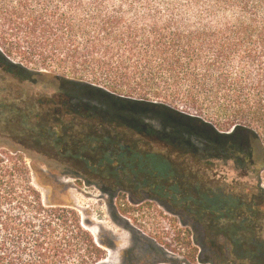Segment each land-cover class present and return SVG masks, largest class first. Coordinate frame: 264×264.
Instances as JSON below:
<instances>
[{
	"label": "trees",
	"instance_id": "obj_1",
	"mask_svg": "<svg viewBox=\"0 0 264 264\" xmlns=\"http://www.w3.org/2000/svg\"><path fill=\"white\" fill-rule=\"evenodd\" d=\"M45 79L58 89L24 86ZM176 119L228 135L254 191L185 192L155 150L159 126L179 138ZM0 138V264L106 262L83 215L36 184L54 167L119 200L169 201L200 229L156 235L157 260L132 248L122 264H264V0H0Z\"/></svg>",
	"mask_w": 264,
	"mask_h": 264
},
{
	"label": "rangeland",
	"instance_id": "obj_2",
	"mask_svg": "<svg viewBox=\"0 0 264 264\" xmlns=\"http://www.w3.org/2000/svg\"><path fill=\"white\" fill-rule=\"evenodd\" d=\"M24 86L32 94L38 91L53 93L58 89L56 83L47 79L42 80L41 84L35 83V85H32V83L27 82ZM84 99L90 100L88 97H84ZM98 103L104 106L105 104L108 105L106 102ZM120 109L122 112L129 111L128 109ZM111 111L118 113L113 106ZM112 115L105 114L108 119L115 120V118H118L115 113ZM119 119L121 121L127 120ZM174 121L178 125L176 128L178 134H181L177 135L179 138L171 135L170 127H163L158 130L161 138L175 140L176 145L182 143L183 147L192 152H189V154L200 155L204 164L214 160L217 166L216 174L209 173L210 175L215 174L217 180L221 182V186H224L223 189L243 195L254 191L258 179L247 170L243 158L236 160L229 155L227 151L232 142L227 141L226 137L228 135L219 134L201 124L196 123L189 126L186 121L179 119ZM121 124L123 127L130 129V132L137 133L136 131H143L144 129V132L148 131V134H155L149 126L147 128V125L134 124L131 121L121 122ZM182 125H188V127H182ZM203 136L206 137V140ZM208 140L211 141L210 144ZM0 144H10V141L0 138ZM219 151L220 157L217 155ZM209 152L211 153L210 156L216 159L208 160L205 158L207 157L205 155H208ZM34 157L38 160L44 159L40 154H34ZM53 173V176L37 178L36 184L48 203L71 205L83 215L85 221L89 223V229L107 251L108 256L104 264H122L124 253L132 248H136L139 255L141 253L147 254L155 261L158 254L151 247L153 238L161 234L163 237L170 236L168 239H171L177 233V229L189 227L193 231V238H199L201 232L200 229L197 232V225L184 213L172 209L161 200L147 195H143V198L134 199L129 194L126 195V200H119L121 194L118 192L106 191L96 185L82 182L71 175L64 174L61 169L55 167ZM120 198L122 197L120 196ZM122 208L124 210L130 208L131 210H129V214H125ZM145 241L149 243L145 244Z\"/></svg>",
	"mask_w": 264,
	"mask_h": 264
},
{
	"label": "flooded vegetation",
	"instance_id": "obj_3",
	"mask_svg": "<svg viewBox=\"0 0 264 264\" xmlns=\"http://www.w3.org/2000/svg\"><path fill=\"white\" fill-rule=\"evenodd\" d=\"M160 128L162 126H159ZM158 127V128H159ZM159 128V130H160ZM172 134H176L175 129L172 130ZM170 133V132H169ZM160 133L155 135L159 137L158 140H155L157 144L156 151L169 153L168 159L180 169L179 179H182V182L185 186V192L188 193H199L209 194L210 196L214 195L217 191L218 185H221V182L217 180L216 174V164L213 161H208L204 164L202 158L198 154H189L191 151L187 150L186 147L182 145H176L175 140H167L166 138H161ZM175 141V142H174ZM155 151V152H156ZM208 160L216 159L210 155H205ZM206 159V160H207ZM209 172L215 173L210 175ZM221 187V186H220ZM223 188V187H222ZM228 193H232L230 190H225ZM164 203L168 204L172 209L176 210L169 201L161 200ZM179 211V210H176ZM181 212V211H180ZM190 219V218H189ZM192 221V219H190Z\"/></svg>",
	"mask_w": 264,
	"mask_h": 264
}]
</instances>
